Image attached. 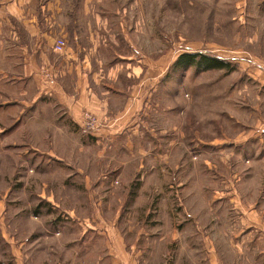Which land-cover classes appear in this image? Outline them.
Returning a JSON list of instances; mask_svg holds the SVG:
<instances>
[{"label": "rangeland", "instance_id": "1", "mask_svg": "<svg viewBox=\"0 0 264 264\" xmlns=\"http://www.w3.org/2000/svg\"><path fill=\"white\" fill-rule=\"evenodd\" d=\"M243 1L59 0L69 6L68 15L89 19L92 27V20L108 19L122 54L153 62L155 81L164 86L154 93L158 125L148 124L155 136L146 144L172 151L159 153L153 171L134 169L146 156L126 153L113 160L111 154L102 161L90 152L83 173L69 171L71 177L76 172L88 177L90 184L72 179L76 184L63 188L57 170L34 166L36 139L9 137L0 112V241L6 226L16 240H33L25 230L38 228L44 236L47 228L65 224L154 225L160 218L151 214L165 208L210 210V189L256 196L262 187L255 180L264 178V165L252 160L255 132L264 128V8L245 7ZM190 53L229 66L176 68L179 57Z\"/></svg>", "mask_w": 264, "mask_h": 264}, {"label": "crops", "instance_id": "2", "mask_svg": "<svg viewBox=\"0 0 264 264\" xmlns=\"http://www.w3.org/2000/svg\"><path fill=\"white\" fill-rule=\"evenodd\" d=\"M242 5L260 9L264 0ZM69 10L59 0H0L3 130L9 137L36 139L34 166L57 170V185L63 188L75 185L72 179L90 184L81 174L90 152L102 161L111 154L113 160L126 153L133 159L146 156L134 169L153 171L159 153L172 151L148 146L155 136L148 124L158 125L154 93L164 83L155 81L153 62L122 54L111 21L94 19V28L89 19H73ZM58 40L66 43L63 53L54 51ZM45 72L55 84L43 78ZM85 112L103 120L89 136L78 127ZM255 134L252 160L264 165V128ZM71 170L81 173L71 177ZM255 181L262 187L256 196L210 189V210L165 208L151 214L160 218L154 225L65 224L47 228L44 236L38 228L19 229L34 234L33 240H16L6 226L0 264H264V178Z\"/></svg>", "mask_w": 264, "mask_h": 264}, {"label": "trees", "instance_id": "3", "mask_svg": "<svg viewBox=\"0 0 264 264\" xmlns=\"http://www.w3.org/2000/svg\"><path fill=\"white\" fill-rule=\"evenodd\" d=\"M202 70V71H211V70H223L227 69L229 64L212 56L204 54H183L177 60L175 67L176 68H187L193 67Z\"/></svg>", "mask_w": 264, "mask_h": 264}, {"label": "built area", "instance_id": "4", "mask_svg": "<svg viewBox=\"0 0 264 264\" xmlns=\"http://www.w3.org/2000/svg\"><path fill=\"white\" fill-rule=\"evenodd\" d=\"M66 47V43L63 40H59L55 46V51L57 53H63ZM43 78L47 80L50 84H55V77L50 72H45ZM103 124H101L99 118L91 113L85 112L82 115L81 121L78 124L79 130L82 135L89 136L97 132Z\"/></svg>", "mask_w": 264, "mask_h": 264}]
</instances>
